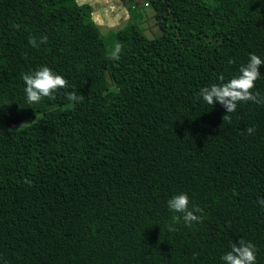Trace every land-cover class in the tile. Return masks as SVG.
Masks as SVG:
<instances>
[{
	"label": "trees",
	"instance_id": "1",
	"mask_svg": "<svg viewBox=\"0 0 264 264\" xmlns=\"http://www.w3.org/2000/svg\"><path fill=\"white\" fill-rule=\"evenodd\" d=\"M146 4L153 37L102 34L87 2L0 0V264H224L240 238L264 264V103L223 120L200 96L264 60V0ZM42 66L68 87L29 104ZM179 193L201 222L174 224Z\"/></svg>",
	"mask_w": 264,
	"mask_h": 264
},
{
	"label": "clouds",
	"instance_id": "2",
	"mask_svg": "<svg viewBox=\"0 0 264 264\" xmlns=\"http://www.w3.org/2000/svg\"><path fill=\"white\" fill-rule=\"evenodd\" d=\"M81 2L82 0H76L77 5H80ZM46 40V36L40 37L41 43ZM28 42L33 47L38 46L34 37H30ZM121 51L122 46L116 44L110 58L119 60ZM262 65H264V60L256 54H250L247 64L240 67L239 75L226 82H224V77L220 75L219 79L222 83L201 88L200 96L208 105L213 107L218 103L225 109L223 120L230 118L228 113L234 112L239 102L264 103V97L259 92L252 91L256 80L261 76L260 68ZM22 79L26 85L25 92L29 104L39 103L44 97L55 99V94L58 90L68 87V81L47 66H42L31 74H24ZM67 98L69 101L77 103L82 99V96H77L76 93L70 92ZM245 132L246 134H254L255 128L250 126ZM258 203L264 205V199H259ZM167 204L170 211L181 214L172 216L174 224L179 223L182 218L186 225L191 226L193 222H201L203 219L202 215L195 214L202 213V209L195 205L190 208L189 197L186 193L172 196L167 201ZM174 224L168 226L169 231H175ZM256 251V246L253 243L240 238L231 244V250L225 253L221 259L224 264H256Z\"/></svg>",
	"mask_w": 264,
	"mask_h": 264
},
{
	"label": "rangeland",
	"instance_id": "3",
	"mask_svg": "<svg viewBox=\"0 0 264 264\" xmlns=\"http://www.w3.org/2000/svg\"><path fill=\"white\" fill-rule=\"evenodd\" d=\"M147 0H82L92 6V18L102 34L109 30H118L132 21L138 22L148 37L160 33L154 18L153 9ZM28 120L22 121L27 123ZM17 125H13L16 127ZM7 129V128H5ZM3 131V130H1Z\"/></svg>",
	"mask_w": 264,
	"mask_h": 264
}]
</instances>
